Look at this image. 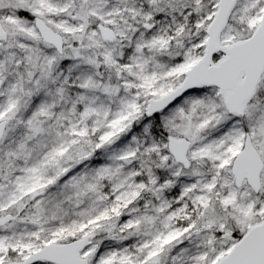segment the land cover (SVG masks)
<instances>
[{
    "label": "snow or ice",
    "instance_id": "snow-or-ice-1",
    "mask_svg": "<svg viewBox=\"0 0 264 264\" xmlns=\"http://www.w3.org/2000/svg\"><path fill=\"white\" fill-rule=\"evenodd\" d=\"M0 264H264V0H0Z\"/></svg>",
    "mask_w": 264,
    "mask_h": 264
}]
</instances>
